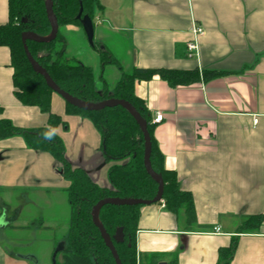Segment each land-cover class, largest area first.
Returning a JSON list of instances; mask_svg holds the SVG:
<instances>
[{"label":"crops","instance_id":"obj_1","mask_svg":"<svg viewBox=\"0 0 264 264\" xmlns=\"http://www.w3.org/2000/svg\"><path fill=\"white\" fill-rule=\"evenodd\" d=\"M95 1L94 46L80 26L59 27V35L64 60L91 68L99 91L112 89L134 69L232 73L189 87L172 88L157 76L136 83L152 121L163 115L154 136L166 169L193 195L199 225L188 229L184 214L174 215L162 202L144 206L137 233L141 264L152 258L159 264H217L219 250L233 237L239 241L231 264H264V222L256 233L238 234L249 217L264 213V0ZM7 22L8 0H0V25ZM193 23L205 31L198 58L187 52ZM102 48L116 64L102 65ZM13 75L10 50L0 47V119L26 130L47 126V115L16 100ZM52 112L67 125L55 133L68 162L112 189V164L93 124L67 115L57 94ZM60 170L49 154L29 149L21 137L0 141V264H31L14 250L15 233L68 221L70 184ZM28 208L37 212L31 224L23 216Z\"/></svg>","mask_w":264,"mask_h":264},{"label":"trees","instance_id":"obj_2","mask_svg":"<svg viewBox=\"0 0 264 264\" xmlns=\"http://www.w3.org/2000/svg\"><path fill=\"white\" fill-rule=\"evenodd\" d=\"M96 5L95 0H53V16L59 27H82L83 18L93 20ZM26 33L44 38L51 34L47 0H8V22L0 25V47L10 50L11 67L14 71V97L23 106L37 107L48 116V123L39 129L26 130L15 126L8 119H0V141L21 137L29 149L49 154L60 164V172L70 184L65 191L71 209L67 245L57 254H62V262L55 261L54 264H115L109 247L94 224L92 211L100 201L108 198L150 201L156 197L158 184L147 173L144 165L143 133L135 118L124 107L84 111L66 103L67 115L88 119L99 132L102 153L106 161L112 164L108 171L112 189L100 187L83 169L73 167L66 158L64 142L55 133L58 126L67 128V125L60 116L52 112V96L55 93L28 61L22 42V36ZM26 45L36 62L69 95L91 104L112 99L123 100L136 109L146 121L150 134L151 168L164 182L161 202L174 215L183 213L188 229L198 227L193 195L180 188L176 172L166 169L164 155L154 136L152 116L145 102L137 97L135 86L137 82L150 81L157 76L172 88L189 87L232 73L208 70L200 72L198 69H134L131 73H123L112 89L99 91L91 68L64 60L59 34L53 41L38 43L28 40ZM98 50L103 66L116 64L106 49ZM48 133H51L50 138L46 136ZM143 207L106 205L99 211V221L112 238L122 264H141L137 251V233ZM263 222L264 213L251 216L239 228L238 234L256 233ZM119 228L123 229L124 238L117 243L114 236ZM238 241V237H233L230 246L219 250L217 264H231ZM148 264L159 263L152 258Z\"/></svg>","mask_w":264,"mask_h":264},{"label":"water","instance_id":"obj_3","mask_svg":"<svg viewBox=\"0 0 264 264\" xmlns=\"http://www.w3.org/2000/svg\"><path fill=\"white\" fill-rule=\"evenodd\" d=\"M81 16V15H80ZM47 17L48 20L51 24V34L49 37H38L30 33H26L22 36V42L24 44V50L27 55L28 61L30 65L32 66L33 70L42 76L47 84V86L58 96H60L66 103L69 105L84 110V111H100L105 108H110V107H116V106H121L127 109L130 114L135 118L137 123L139 124L141 131L144 136V141H145V160H144V165L147 173L151 176V178L158 184V192L156 197L153 200L146 201V200H140V199H120V198H108L100 201L92 211V217L94 224L99 228L100 233L102 237L104 238L107 246L109 247L111 254L114 258L115 264H122L121 260L118 256V253L116 251V248L114 246L112 238L107 234L105 229L103 228L102 224L99 221V211L101 210L102 207L106 205H116V206H150L153 204H157L162 201L163 197V192H164V182L163 180L157 176L150 165V155H151V150H152V144H151V138L150 134L148 132L147 128V123L144 121V119L140 116V114L136 111L132 105H130L128 102L123 101V100H116L112 99L104 103L100 104H91L87 103L84 101H81L68 93L64 92L61 90L55 82L51 79V77L48 75V73L36 62V60L33 58L31 53L29 52V49L26 45V42L28 40H32L38 43H44V42H50L53 41L57 38L59 34V26L56 23L54 16H53V0H47ZM81 25L82 28L84 29L87 39L89 41V44L91 46H94V27H93V22L90 18L85 17L81 20ZM124 234H123V229L119 228L116 231V234L114 236V240L117 243H120L123 241ZM62 246H58L54 253V263H55V258L58 254V252L61 250ZM29 260H33L31 257H27Z\"/></svg>","mask_w":264,"mask_h":264},{"label":"rangeland","instance_id":"obj_4","mask_svg":"<svg viewBox=\"0 0 264 264\" xmlns=\"http://www.w3.org/2000/svg\"><path fill=\"white\" fill-rule=\"evenodd\" d=\"M69 63L74 64L73 61H69ZM109 71L110 70L107 69L106 74H108ZM24 212H25L23 213L24 220H28V219L30 220L31 216L37 214L34 208L31 209L28 208ZM29 220L28 223L31 224V221ZM70 221H71V209H70V216L68 218V221H66L65 224L63 222H59V225L56 228H51V229L43 228L41 231H35V232L30 229H22L20 232L15 233V236L18 239V243L14 245L15 247L14 250L24 254L27 257L33 258V260H31V264H54L53 252L55 248L57 249L58 246L60 245L61 246L67 245V237H68V229L70 226ZM62 257L63 256L60 253L55 258V261L61 263Z\"/></svg>","mask_w":264,"mask_h":264},{"label":"built area","instance_id":"obj_5","mask_svg":"<svg viewBox=\"0 0 264 264\" xmlns=\"http://www.w3.org/2000/svg\"><path fill=\"white\" fill-rule=\"evenodd\" d=\"M192 39L187 44V52L190 58H198L200 52V39L204 36L205 31L203 28L197 26L195 23L192 24L191 28ZM163 115L158 114L156 115L155 119L152 121L153 124H158L162 121ZM257 123V120H255ZM215 232H219V229H215Z\"/></svg>","mask_w":264,"mask_h":264},{"label":"clouds","instance_id":"obj_6","mask_svg":"<svg viewBox=\"0 0 264 264\" xmlns=\"http://www.w3.org/2000/svg\"><path fill=\"white\" fill-rule=\"evenodd\" d=\"M46 136H47L48 138H50V137H51V133L46 134Z\"/></svg>","mask_w":264,"mask_h":264}]
</instances>
